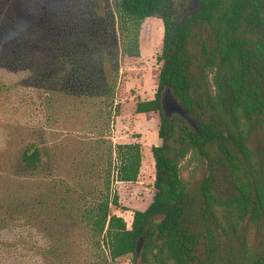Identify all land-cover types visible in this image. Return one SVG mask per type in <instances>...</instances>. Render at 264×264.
<instances>
[{
  "label": "trees",
  "instance_id": "16d2710c",
  "mask_svg": "<svg viewBox=\"0 0 264 264\" xmlns=\"http://www.w3.org/2000/svg\"><path fill=\"white\" fill-rule=\"evenodd\" d=\"M188 3L0 0V71L21 75L16 83L0 81V93H12L28 79L33 86L62 89L72 74L81 86L94 83L89 95L80 94L94 102L104 97L108 124L121 113L115 103L121 61L140 56L146 19L163 24L154 98L134 108L136 114L159 115L161 144L151 146L155 193L147 208L133 212L130 228L112 212L120 208L112 182L139 177V142L113 144L103 135L85 142L80 164L101 184L78 193L60 175L63 153L33 142L20 148L11 175L9 167L0 168L9 183L6 190L0 186V227L42 212L62 232L67 223L75 224L89 244L87 255L76 256L77 264H112L124 256L132 264H264V0H200L201 9L178 24ZM101 26L109 35L105 43L97 31ZM165 88L196 119L198 130L177 116L163 117ZM189 155L201 162L211 155L210 175L185 173ZM29 178L49 180L36 188L48 186L50 201L26 193ZM53 230L48 233L56 238ZM140 236L144 245L136 261ZM35 251L70 262L57 246Z\"/></svg>",
  "mask_w": 264,
  "mask_h": 264
},
{
  "label": "rangeland",
  "instance_id": "374dc122",
  "mask_svg": "<svg viewBox=\"0 0 264 264\" xmlns=\"http://www.w3.org/2000/svg\"><path fill=\"white\" fill-rule=\"evenodd\" d=\"M100 21L104 20L100 18ZM104 26L97 31L102 34L105 43L109 35L104 33ZM162 37L163 24L160 19H146L142 23L139 34L140 56L125 57L120 63L115 103L121 104V113L113 116L111 124H108L103 110L102 95L96 96V103L92 98L86 100L80 94L89 95V89L95 87L94 83L81 86L76 83V76L73 77L72 74L70 83L62 89H52L47 84L41 87L33 86L34 79H28L26 86H20L12 93L1 92L0 168L9 167L8 172L11 175L10 165L15 164L20 148L25 144L40 142L52 146L58 153H63L62 158L58 160L61 166L60 175L78 193L91 190L95 186L100 187L101 184L97 175L87 170V166L80 164L84 154L81 147L85 142H92L95 138H100V135L113 144L139 142L142 145L143 160L138 179L133 183L114 181L111 184V192L117 193L120 203V208L113 209L112 212L123 217L130 228L133 212L146 209L155 193L151 146L161 144L157 133L159 115L136 114L134 108L137 101L154 98L160 66L156 56L161 51ZM31 65L29 60L27 66ZM47 71L46 69L42 73V81L46 80ZM20 78V74L17 76L15 73L4 74L0 71V81L12 80L16 83ZM207 156L211 157L212 164V156ZM207 156L201 162L196 155H189L184 161L185 173L203 175L206 172ZM211 169L210 165L209 175ZM5 173L0 172V186H3L4 190L9 186V183L5 184L1 179ZM27 181V194L31 193L35 198L41 195L43 200L50 201L51 190L48 186L36 188L39 184L45 186L49 180L29 178ZM39 215L41 216L34 218L23 217L11 223V227H0V248H4L1 264H77L76 256L79 252H86L87 255L89 244L87 245L88 239L83 230H79L75 224L67 223L62 232L57 227L50 226L43 212ZM50 229H54L56 238L48 233ZM67 229L71 230L66 233ZM55 246L60 247L62 253L68 256L69 263L65 261L64 256L62 259L50 255L43 257L35 251V248L50 250ZM5 249L10 252L7 253ZM112 264H132L131 256L121 257Z\"/></svg>",
  "mask_w": 264,
  "mask_h": 264
},
{
  "label": "water",
  "instance_id": "95a60500",
  "mask_svg": "<svg viewBox=\"0 0 264 264\" xmlns=\"http://www.w3.org/2000/svg\"><path fill=\"white\" fill-rule=\"evenodd\" d=\"M201 9L200 0H189V3L181 11L178 16L177 23H181L185 17H190L195 11ZM162 115L164 118H172L174 116L184 120L193 129L198 130L199 126L196 119L185 109V107L174 97L170 88H165L160 98ZM211 165V157L206 158V175H209ZM144 238L140 236L136 242L135 259L139 261L142 256Z\"/></svg>",
  "mask_w": 264,
  "mask_h": 264
}]
</instances>
